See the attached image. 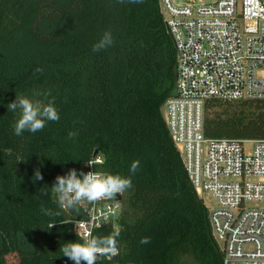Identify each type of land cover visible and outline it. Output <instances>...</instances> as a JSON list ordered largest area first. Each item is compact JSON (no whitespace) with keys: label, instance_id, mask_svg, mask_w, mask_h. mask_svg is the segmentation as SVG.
I'll return each instance as SVG.
<instances>
[{"label":"trees","instance_id":"16d2710c","mask_svg":"<svg viewBox=\"0 0 264 264\" xmlns=\"http://www.w3.org/2000/svg\"><path fill=\"white\" fill-rule=\"evenodd\" d=\"M106 31L113 44L93 52ZM175 55L160 0H0V264L10 254L18 264H73L59 248L84 241L71 221L86 212L60 209L51 187L69 169L86 172L95 150L103 157L95 169L131 180L118 226L92 233L120 230L118 254L97 264H224L163 112ZM16 95L53 101L60 119L15 135L18 113L7 105ZM205 134L264 138V101L206 114ZM36 169L43 180L33 182Z\"/></svg>","mask_w":264,"mask_h":264},{"label":"built area","instance_id":"2783aa9c","mask_svg":"<svg viewBox=\"0 0 264 264\" xmlns=\"http://www.w3.org/2000/svg\"><path fill=\"white\" fill-rule=\"evenodd\" d=\"M160 2L176 48L177 95L165 104L168 129L197 193L216 200L209 217L224 264H264V138L205 134L211 103L264 101V0ZM101 161L94 155L86 172L106 176L95 169ZM79 205L86 218L71 223L84 240L95 229L118 226L117 196Z\"/></svg>","mask_w":264,"mask_h":264},{"label":"clouds","instance_id":"9594fccd","mask_svg":"<svg viewBox=\"0 0 264 264\" xmlns=\"http://www.w3.org/2000/svg\"><path fill=\"white\" fill-rule=\"evenodd\" d=\"M130 2H142V0H130ZM113 44L112 34L105 32L101 39L92 45L93 52L100 51ZM41 71V69H37ZM8 110L18 113V118L13 126L15 135L19 136L24 131L36 133L42 130L47 121H58L59 113L54 106L53 101L42 104L40 101H33L26 96L16 95V99L10 102ZM77 135L76 132H69V138ZM102 162V161H101ZM139 166V161H134L130 171L135 173ZM43 180V175L39 169H36L33 176V182ZM131 187L130 178H122L119 175L102 176L93 171L84 172L72 168L65 175H57L56 183L51 187L55 195L56 203L62 210L74 209L78 211L81 201L95 203L103 199H114L118 194L123 193ZM41 195H47V191H41ZM113 215L115 211L110 209ZM42 212L48 216H59L60 212H53L50 209L43 208ZM53 226V225H52ZM91 236V234H89ZM120 230L117 229L106 236H91L82 243L77 241H68L61 244L59 251L62 257H66L73 264H97V260L104 254H118L117 238ZM148 237L141 239L142 244L149 243Z\"/></svg>","mask_w":264,"mask_h":264},{"label":"rangeland","instance_id":"374dc122","mask_svg":"<svg viewBox=\"0 0 264 264\" xmlns=\"http://www.w3.org/2000/svg\"><path fill=\"white\" fill-rule=\"evenodd\" d=\"M176 3H185V0H175ZM164 12V10H163ZM239 102H218L212 105L211 107H208L207 109V115H214L215 113L223 112V111H232L233 109L238 107ZM164 116H166L167 108L164 106ZM251 143H247V147L250 148ZM200 197L203 199L205 205L208 207L209 210L213 209L216 206V200L215 198L207 192H203L200 194ZM8 264H18L17 256L16 254H10L8 256Z\"/></svg>","mask_w":264,"mask_h":264},{"label":"water","instance_id":"95a60500","mask_svg":"<svg viewBox=\"0 0 264 264\" xmlns=\"http://www.w3.org/2000/svg\"><path fill=\"white\" fill-rule=\"evenodd\" d=\"M175 58H176V55H175ZM176 95H177V85H176V82H175L174 87H173L172 91L170 92V96H176ZM97 153H98V150H95L94 155H96ZM117 198L121 199L122 197H121L120 194H118Z\"/></svg>","mask_w":264,"mask_h":264}]
</instances>
